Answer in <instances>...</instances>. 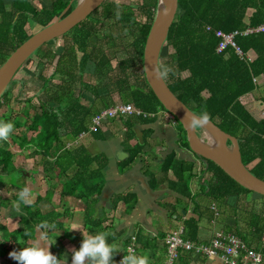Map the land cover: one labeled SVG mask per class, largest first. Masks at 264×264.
Segmentation results:
<instances>
[{
    "label": "trees",
    "instance_id": "trees-1",
    "mask_svg": "<svg viewBox=\"0 0 264 264\" xmlns=\"http://www.w3.org/2000/svg\"><path fill=\"white\" fill-rule=\"evenodd\" d=\"M70 1L51 0L47 7L38 8L29 0H10L8 5L6 0H0V66L30 36L25 29L30 22L39 26V29L51 24L58 16L63 17L74 8L73 1L64 11ZM157 3L158 0H142L135 12L131 6L106 0L70 30L71 47L58 58L54 68L55 74L67 72L69 79L61 77L60 82L52 83L50 77L38 74L37 79L42 82L39 94H42L44 100H38V104H34L32 98H27L24 102L26 108L23 110L25 115L33 110L27 129L34 135H15L14 131L20 127V123L16 121L8 136L11 142L19 143L21 148L32 147L29 155L40 157L39 164L47 177L53 174L58 180L61 179L60 198L69 197L83 203L81 214L85 231L88 235L106 234L108 244L114 245L117 250L112 257L116 264H119V251L125 250L132 237L135 241V254L139 256H143L149 249H155L156 238L149 236L144 229H138L126 239H116L113 224H106L109 219L95 212L105 183L106 156L93 155L82 145L66 147L65 140H75L79 134L86 132L91 118L100 109L117 103H131L145 113L165 111L148 86L142 67L143 48ZM248 10L252 12L247 14ZM93 13L100 14L97 22L101 25L105 22L103 31L99 30L104 39H99L96 35V23L84 24ZM262 23L264 0H178V11L162 48L165 53L162 55L161 51L159 56V68L168 67L169 71L162 78L181 102L197 116L206 111L210 114V121L237 139L243 165L264 181V94L254 95L264 85V32L242 34L248 27H257ZM217 31L224 34L237 32L233 41L242 56L231 46L217 52L216 48L221 41L215 35ZM47 45L48 43L42 45L34 53H40L39 58L45 59L46 66L51 62V51ZM116 51L123 52L125 57L116 60ZM75 52L81 53L79 61ZM32 56L33 54L25 63ZM89 61L94 63L92 76L97 80L94 85L82 81L84 67ZM113 61L115 64H112ZM103 78L107 82L101 86L100 81ZM253 78L259 79L258 83H254ZM77 87L89 91L93 101L86 102L80 96H75ZM102 89L104 92L100 93ZM114 94L118 102L114 101ZM8 97L7 89L0 97V101H3L0 106L8 108ZM4 115L0 117V121H9L10 114ZM155 117L117 118L122 121L127 137L135 140L134 145L127 151L128 157L119 162L121 170L136 160L143 159L145 153L142 149L152 132L148 128L141 139H138L133 130L134 126L148 125ZM176 126L178 147L189 150L182 126L177 122ZM90 136L95 140H104L100 128L90 133ZM8 145L7 139L0 140V169L5 173L4 176L0 175V189H13L16 192L12 198L23 213L17 220V228L13 230H8L0 223V258L7 257L13 250L21 249L26 242L35 240L36 229H40L42 233L48 232L49 237L55 231L64 230L60 219L68 216L67 209H40L39 203L50 204L51 190H46L44 196L37 195L34 201L25 203L28 194L26 176L22 169L14 166L12 154L7 150ZM156 150L159 151V148ZM195 158L199 161L200 170H196L193 162L178 158L174 151L167 153L160 163V172L163 175L171 172L174 177L164 187L193 204V216L183 221L186 239L195 242L207 241L198 237L199 221L205 218L207 212L201 208L197 198L205 196L219 209L215 215L211 204L209 218L221 215V220L229 216L237 222H244L241 228L225 227L221 231L237 235L247 246L255 247L253 249L260 250L264 255V246L259 242L264 231V215L261 208L255 212L254 201L247 199L253 192L241 187L213 162L207 161L206 166V163ZM150 179L152 184H159L153 175ZM192 180H196V192L191 189ZM24 189H27V194L21 199ZM228 198H236L237 203L228 205ZM118 202H122L125 213H129L136 205L137 198L134 193L126 192L115 196L113 204ZM10 204V199L0 198V206L8 207ZM166 206L167 209L168 206L173 209L169 204ZM46 224H55V229L44 227ZM164 235L165 233L160 232L159 238L163 239ZM165 257L164 245L159 255L154 257L153 264H165ZM180 257L186 262L190 253L181 249L178 252V258ZM19 263L12 259L7 264Z\"/></svg>",
    "mask_w": 264,
    "mask_h": 264
},
{
    "label": "crops",
    "instance_id": "crops-1",
    "mask_svg": "<svg viewBox=\"0 0 264 264\" xmlns=\"http://www.w3.org/2000/svg\"><path fill=\"white\" fill-rule=\"evenodd\" d=\"M32 5L36 6V4L39 3V1L44 0H29ZM7 5L9 4L10 0H6ZM38 8L47 7V4L40 5L38 4ZM155 120L148 125L143 124H136L133 128L136 138L141 139L143 133H145V130L150 128L151 129V135L144 148L142 149V152L145 153L143 159H138L130 165L129 167L121 170L119 166V162L126 159L128 157L129 149L134 145L135 140L129 139L127 137V133L125 134V128L122 125L120 126H114L113 130L108 131L105 129L103 135L104 140H95L88 134L90 137V141L88 142L90 149L92 148V142H96L97 144L101 143L104 145L101 147L100 152L97 154H102L106 156L107 158V165L104 168V187L102 190L101 195L99 196L98 204L96 205L95 212L96 214H103L104 217L108 218L109 221L106 224H113L114 230H115V236L117 240L126 239L129 236H132L136 230L138 229H144L146 233L149 234V236L156 238V244L157 246L155 249H149L144 252L143 256H147V264H153L155 259L159 253L161 252V249L164 247L163 241L159 238V233L163 232L166 233L169 230L176 229L177 226L182 225L183 221L187 219L189 216H193L191 213L192 209V202L188 199H182L180 196L175 193L174 191L168 189L167 187H164V185L167 183L168 180H173L174 177L169 172L167 175H163L160 172V163L162 161V158L169 152L174 151L176 153V156L180 159H184L186 161H191L196 165H198L199 161L195 158V156L186 148H179L178 147V131L176 123L173 120H170L168 118H165L164 111H159L156 113ZM118 120V119H117ZM107 124V123H106ZM105 124V125H106ZM110 124V123H109ZM107 124V125H109ZM107 128V127H106ZM109 128V126H108ZM106 133H108V136H106ZM153 138H156L159 143L156 144V148H159V154L160 156H152L153 159L148 160L149 156L154 155L149 154V152H153L151 149V145L153 141H151ZM82 141V140H81ZM82 145V144H79ZM78 145V146H79ZM159 145V146H158ZM88 149L86 144L83 145ZM19 147V145H18ZM30 148V147H28ZM32 148V147H31ZM88 150V151H89ZM90 153V151H89ZM127 153V154H125ZM93 154V153H91ZM96 155V154H93ZM29 158H25L24 160H32L33 157L30 155H27ZM146 157V158H145ZM146 159V161L144 160ZM40 160V159H39ZM39 160L37 163L39 164ZM150 164V165H149ZM154 167V169H150V166ZM22 169V168H21ZM23 170V169H22ZM1 171V169H0ZM24 175L26 176L25 182L28 189V194L26 197V200L28 198H32L35 200L37 195L44 196L46 193L47 188L43 192H37L34 190L33 185L36 184V179L39 180V178L45 183L48 179H57L54 177L53 174H51V177H47L46 174L42 172L41 170H23ZM2 173V172H1ZM0 173V175H1ZM5 173H2V176H4ZM153 175L154 179L159 184H152L150 176ZM36 178V179H35ZM162 179V180H161ZM58 181V194H54L52 192V197L50 203L53 201H57L58 207L63 209H67V218H61L60 221L64 225V230L55 231L51 237L56 236L57 243L59 244L58 247V257L60 258V264H72V250L69 254L67 252L64 253V247L62 243H70L73 245V248H79L81 245V242L83 238L88 237L89 235L84 229L83 226V217L81 214V210L83 209V203L81 201L75 200L73 198H60L59 197V190H60V181L61 179H57ZM191 189L193 192H196V189L194 188L196 183V180L190 181ZM32 185V187H31ZM54 185V184H52ZM5 195H1V198H7L11 200V204L8 207H2L1 213H4L10 208L18 209L19 212L23 213L21 208L18 206V203L12 198L13 195L16 193L13 189L4 190ZM36 191V193L34 192ZM126 192H131L136 195L137 202L133 209L130 210L129 213H125V205L122 202H118L116 204H113L115 196L117 194H122ZM9 194H11L9 196ZM34 197V198H33ZM247 199L249 201H254V207L255 210L259 211L262 205V213L264 215V201H261L259 196L257 197L252 196V194H249L247 196ZM179 200V201H178ZM32 201V200H31ZM228 205H233L237 203V199L235 198H228L226 200ZM46 202L39 203V206ZM173 206V209L166 205ZM51 205V204H49ZM54 205V204H53ZM57 206H53L54 208ZM52 207V205L50 206ZM170 208V209H169ZM185 209V210H184ZM118 212L119 216L118 218L115 217V212ZM150 212H153L155 214H159L163 221H165V224L159 225L155 222L153 218L150 216ZM6 214H3L5 216ZM170 215V218L168 216ZM17 219L15 220V224L12 227L13 230L17 228ZM6 226L4 223V219L2 222H0ZM213 223L211 220L202 219L199 221V231H198V237L199 239L208 240L214 231L218 230L219 228H225L227 227H237L241 228L237 221L233 217L227 216L224 217L220 221L219 228L212 229L210 226ZM154 224H157L158 227L154 226ZM8 226V225H7ZM6 226V227H7ZM75 228V229H73ZM8 229V227H7ZM9 230V229H8ZM40 231V229H36L35 232V239H36V233L37 231ZM58 232H61L60 234H57ZM42 234V232L40 231ZM59 236V239H57ZM34 241V240H33ZM32 242V241H28ZM23 246H27V243ZM22 247V248H23ZM252 248H255L252 246ZM19 250V249H18ZM121 253V252H120ZM56 255V254H55ZM138 255V254H136ZM61 256V257H60ZM139 256V255H138ZM166 260V259H165ZM20 264V263H19ZM175 264H222L218 258L216 257H202V256H191L189 257V260L184 262L178 258L175 262Z\"/></svg>",
    "mask_w": 264,
    "mask_h": 264
},
{
    "label": "water",
    "instance_id": "water-1",
    "mask_svg": "<svg viewBox=\"0 0 264 264\" xmlns=\"http://www.w3.org/2000/svg\"><path fill=\"white\" fill-rule=\"evenodd\" d=\"M104 1L106 0H78L69 13L63 17L58 16L51 24L37 30L17 46L0 66V97L20 67L38 48L68 33ZM161 2L163 10L159 14ZM69 6L70 3L64 11ZM177 11L178 0H158L155 16L143 48L142 67L146 82L165 111L182 126L189 151L195 157L206 163V166L207 161L213 162L241 187L264 197V181L250 173L243 165L237 139L222 131L212 121L198 129L191 128L188 123L189 116L186 113L197 115L171 92L162 76L158 74L159 56ZM205 133H209L214 138L219 150L207 145Z\"/></svg>",
    "mask_w": 264,
    "mask_h": 264
},
{
    "label": "rangeland",
    "instance_id": "rangeland-1",
    "mask_svg": "<svg viewBox=\"0 0 264 264\" xmlns=\"http://www.w3.org/2000/svg\"><path fill=\"white\" fill-rule=\"evenodd\" d=\"M37 1H39V0H37ZM108 1L131 6V8L135 12H137V7L139 6V4H141L142 0H108ZM50 2H51V0H44V1H39L38 4H40V5L47 4V6H48L50 4ZM38 4H36V7L37 6L39 7ZM251 12H252V10H248L247 14H250ZM141 21H143L142 17H141ZM98 24L100 25L98 30H101L102 27L104 26L105 22L102 25H101V23H98ZM25 29H26L28 34L32 35L34 32H36L39 29V26H36L30 22ZM102 31H103V29H102ZM61 42H62V39L57 38L53 43L50 42L47 45V47L50 48L51 50H55V52H54L55 54L51 53L50 65H48V63H47L48 66H46L45 59L39 58L40 53L33 54V56L30 58V61H28V63H24L20 67V69L15 74L12 82L6 88V90L8 89V96H9L8 98H9L10 103H9L8 108H5L4 105L0 106V117L5 116L4 114H6V116L8 114H10L9 121L13 122V124L16 121L18 123H20V127L16 128V130L14 131L15 135L20 136V135L24 134V136H27V137H31L34 135L33 132H31L30 130L27 129L29 126V123H30V116L32 115L33 110H30L29 114L25 115L23 110H24V108H26V104L24 102L27 98H32V103H34V104H38V100H44V98L41 97L42 94L41 93L39 94V88H40L42 82L37 79V75L42 73L43 76H45L47 78L50 76L52 70L54 69L55 63H56V55L59 54V51L61 49V45H62ZM64 42H65V39H64ZM69 43L70 42H68V44ZM164 53L165 52L162 51V55ZM115 57H116V60L120 59V58H124L125 54L123 52H117L116 51ZM39 60H42V61L40 62ZM112 64H115V61H113ZM56 70H58V69H56ZM90 70H91V68L87 67L86 72L84 71L85 75H82V78L84 79V77L87 76V77H85L84 80H88L89 82H91V84H95L97 82V80L95 79L94 76H92ZM61 77L62 76L60 74L53 73L51 82L52 83H58V82H60V80H62ZM62 78L64 79V77H62ZM106 82H107V79L103 78L100 81L101 86H104ZM99 92L103 93L104 90L102 89ZM263 94H264V85H262L258 90H256V92H254L255 96H259V95H263ZM80 97L83 99V101H86V102L93 101V97L89 94H86V93ZM113 99H114V101H117L118 98H117L116 94L113 95ZM95 106L98 107V104H95ZM104 109H106V108H104ZM104 109H100L99 111L104 110ZM103 124L101 126H103ZM107 124H109V125H107ZM107 124L101 128L103 133H104L105 129H107L108 131H112L113 125L114 126L122 125V121L115 119V120H110ZM108 126H109V128H108ZM106 136H108V133H106ZM148 139H147V142L149 143L150 141H148ZM7 140L9 143L7 150L9 152H11V154H12L11 160H12L14 166H16L17 168H20V169L22 168L23 170L24 169L25 170L26 169L27 170H29V169L41 170V165L37 163V161L40 159V157L34 156L33 161L31 159L27 160V161L24 160L25 158H28L27 155L31 154V151H32L31 147L30 148H21V147H18L19 143L11 142L8 138H7ZM81 140H77V139L68 140V139H66L65 140L66 147H75V146H78L79 144H82V146H83L85 143L86 146L88 147L87 150H89L90 146H89L88 142L90 141V137L88 136V134H86ZM151 141H153L152 143H154V145L153 144L151 145V149L153 152H149V154L154 153V155H151V156L148 155V157H147V158H149L148 160L153 159L152 156H160L159 151L156 150L157 149L156 144L159 142L157 141L156 138H153ZM103 146L104 145H102L101 143L97 144L96 142H92V148L89 151H90V153L97 154L98 152H100L101 147H103ZM125 154H127V153H125ZM144 160L146 161V159H144ZM196 166H197L196 170L201 169V166L199 165V163ZM150 169L151 170L154 169L153 165L150 166ZM0 173H1V171H0ZM4 178H5V180H7L6 176ZM36 180H37L36 181L37 185H33V188L37 192H42V191L44 192L45 189L47 188V190L53 191L54 194H58L57 192H58V188H59L58 187L59 183H58L57 179H48L47 178L46 183H45V181L41 180L40 178H39V180L38 179H36ZM52 184H54V185H52ZM31 187H32V185H31ZM194 188L197 190L198 186L195 184ZM4 190H5L4 188L0 189V196L5 193ZM36 191H34V192L36 193ZM10 195L11 194H9V196ZM252 196L257 197V195L254 193L252 194ZM261 197H263V196H261ZM27 200L34 201V199H32V198H28ZM260 200L264 201V197L261 198ZM197 201L199 202L201 208L207 212V213H205L206 214L205 218H202V219L210 220L211 218H209V214H210L209 208H210V205L212 204L211 200H209V198H207L205 196H201V197L197 198ZM50 204L52 205V207L58 205L57 201H54V202L52 201ZM51 205H49L48 203L47 204L42 203L39 207L42 211H44L45 209L49 210ZM164 205H166V204H164ZM217 209L218 208H215L216 212L218 213L219 209L218 210ZM261 209H262V205H261ZM0 211H1V208H0ZM256 211L257 210H255V212ZM118 212L119 211L115 212L116 213L115 217H114L115 219L118 218V216H119ZM3 214H6L5 215L6 218L3 216ZM21 215H22V213L19 212L18 209L10 208L7 211H5L4 213L0 212V222H2L4 219V223L6 224V226L8 225L7 227L10 230L14 226L15 220L17 219V217H19ZM150 216H151V218H153L155 220V222L157 224H159V225L165 224V221H163V219L161 218V216H159V214H155L153 212H150ZM168 218H170V215L168 216ZM211 221H213V223L210 226L212 227V229L216 230L220 226L221 215H220V217L219 216L218 217H212ZM243 223L244 222L242 220H239V222H238L240 227H242ZM157 224H154V226L158 227ZM223 229L224 228H219L218 230H223ZM60 233L61 232H58L57 234H60ZM41 237H42V234L38 230L36 233V239L32 242H28L27 246L40 245L43 247H47L49 241H45ZM50 238H53L52 239L53 243L55 242L54 244L50 245V251L53 254H56L58 256V254L56 253V252H58V247H59V244L57 243L58 240L55 239V241H54V237H50ZM62 245L65 249L64 253L67 252V254H69L74 247L70 243H66V244L62 243ZM121 251H119V252H121ZM12 259H13L12 257L7 255V257H5V258H0V264H7ZM165 259H166V257H165ZM176 260L174 261L173 264H175Z\"/></svg>",
    "mask_w": 264,
    "mask_h": 264
},
{
    "label": "built area",
    "instance_id": "built-area-1",
    "mask_svg": "<svg viewBox=\"0 0 264 264\" xmlns=\"http://www.w3.org/2000/svg\"><path fill=\"white\" fill-rule=\"evenodd\" d=\"M262 32H264V23L257 27H248L242 34L246 35ZM236 34L237 32L229 34H224L220 31L215 32V35L221 39L216 51L221 52L226 46H231L239 56H242V52L233 41V37ZM258 80L257 78H253L254 83H258ZM2 103L3 101H0V104ZM164 114L165 118L173 120L176 123L175 118H173L170 113L164 111ZM156 115L157 114L145 113L131 103H117L99 111L93 116L87 126L86 132L79 134L76 139L81 140L86 134L95 132L98 128L101 129L110 120H115L118 117H154ZM102 124L103 126H101ZM212 209L215 210L214 204H212ZM217 214L215 210V215ZM161 240L166 248L165 264H173L178 258V252L181 249L189 252L191 256L216 257L222 264H264V255L260 250L247 246L241 238L231 232L216 230L206 242H195L186 239L184 226L179 225L176 229L166 232L164 238ZM134 242V238L132 237L131 242L126 246L125 250L120 253L119 261L124 255H127L129 251L135 253ZM259 242L261 246H264V231L260 235Z\"/></svg>",
    "mask_w": 264,
    "mask_h": 264
},
{
    "label": "clouds",
    "instance_id": "clouds-1",
    "mask_svg": "<svg viewBox=\"0 0 264 264\" xmlns=\"http://www.w3.org/2000/svg\"><path fill=\"white\" fill-rule=\"evenodd\" d=\"M160 76H164L169 71L167 66H161L157 69ZM189 116V126L198 129L202 125H207L210 121V114L203 111L199 116L186 113ZM14 124L11 121H0V140L8 138L12 132ZM27 194V189L21 192V199ZM31 201L25 200V203ZM44 227L55 229V224H46ZM75 229V228H73ZM43 240L49 241L47 247L40 245L26 246L19 250L9 252V256L20 262V264H60V259L57 255L50 251V245L53 238L49 237L48 232L42 233ZM56 236L54 237L55 241ZM117 250L114 245H109L106 240V234L98 233L89 235L83 238L79 248L72 250V264H116L112 257L116 254ZM147 256H138L134 252L129 251L119 261V264H147Z\"/></svg>",
    "mask_w": 264,
    "mask_h": 264
},
{
    "label": "flooded vegetation",
    "instance_id": "flooded-vegetation-1",
    "mask_svg": "<svg viewBox=\"0 0 264 264\" xmlns=\"http://www.w3.org/2000/svg\"><path fill=\"white\" fill-rule=\"evenodd\" d=\"M75 2V3H77L76 1H78V0H71L70 1V5H71V3L72 2ZM76 5V4H75ZM75 7V6H74ZM72 10V9H71ZM70 10V11H71ZM69 13V12H68ZM98 15H100V14H96V13H93L91 16H89V18H88V20L87 21H85L84 22V24H94V23H96L97 25V27H96V31H95V33H96V35L99 37V39H104L105 37L103 36V34L102 33H99V30H98V28H99V24L98 23H100V22H97V17H98ZM102 18V17H101ZM86 19V18H85ZM83 21V20H82ZM59 39H62V42H61V49H60V51H59V54H57L56 55V62H57V60H58V58L59 57H61L63 54H66L67 52H68V50H69V47H71V44H72V36L71 35H69V32L68 33H66V34H64L63 36H61V37H58ZM57 39V38H56ZM56 39H54V40H52V41H50L51 43H53ZM64 39H65V42H64ZM96 40V39H95ZM50 42H48V44L50 43ZM67 42H70L69 44H67ZM50 49V48H49ZM50 51H51V53H53V54H55L54 52H55V50H51L50 49ZM90 53V52H89ZM75 56H76V59H77V61H79L80 60V56H81V53L80 54H78V52H75ZM78 56V57H77ZM55 65H56V63H55ZM87 67H90L91 68V70H90V72H91V74L93 75V70H94V63L93 62H91V61H89L88 63H86V65H85V67H84V71L86 72V68ZM54 68H55V66H54ZM77 68H79V67H77ZM54 70L55 69H53L52 70V72H51V74H50V79H52V74L54 73ZM83 71V73H82V75H85V72ZM69 73V72H68ZM77 73H79L78 72V69H77ZM61 75H62V77H64V79L65 80H68L69 78H68V75H67V72H61ZM85 77H87V76H85ZM85 77H84V79H85ZM92 77V76H91ZM83 78H82V81H84L85 83H87L88 85H94V84H91V82H89L88 80H84ZM93 79V78H92ZM105 79V78H104ZM82 92V93H81ZM89 94V95H91L90 93H89V91H87V90H84V89H82V88H80V87H77V89H75V93H74V95L75 96H83V94ZM92 96V95H91ZM82 99V98H81ZM83 100V99H82Z\"/></svg>",
    "mask_w": 264,
    "mask_h": 264
},
{
    "label": "bare ground",
    "instance_id": "bare-ground-1",
    "mask_svg": "<svg viewBox=\"0 0 264 264\" xmlns=\"http://www.w3.org/2000/svg\"><path fill=\"white\" fill-rule=\"evenodd\" d=\"M160 11H159V14L162 13V10H163V4L162 2L160 3ZM206 137V140L208 141L207 142V145L216 149V150H219V146L217 144V142L214 140V138L209 134V133H205L204 135Z\"/></svg>",
    "mask_w": 264,
    "mask_h": 264
}]
</instances>
